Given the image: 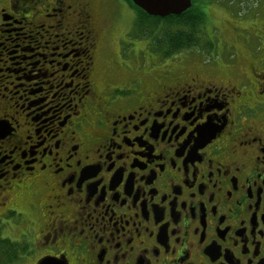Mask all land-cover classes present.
Returning a JSON list of instances; mask_svg holds the SVG:
<instances>
[{"label":"flooded vegetation","instance_id":"flooded-vegetation-1","mask_svg":"<svg viewBox=\"0 0 264 264\" xmlns=\"http://www.w3.org/2000/svg\"><path fill=\"white\" fill-rule=\"evenodd\" d=\"M94 1L0 0V264H264V30L99 84Z\"/></svg>","mask_w":264,"mask_h":264},{"label":"rangeland","instance_id":"rangeland-1","mask_svg":"<svg viewBox=\"0 0 264 264\" xmlns=\"http://www.w3.org/2000/svg\"><path fill=\"white\" fill-rule=\"evenodd\" d=\"M121 1L125 2L126 0ZM94 4L96 14L99 11L104 19H110V23H108V27L105 31L106 37L104 36L101 46L100 62H98L99 67L102 68V72L96 74V80L99 84L106 81V83L114 85V82L117 83V77L115 75L117 73L120 75L118 77H125L126 74L118 65L125 71L131 70L133 72L136 71L146 74L160 70L161 67L169 63L171 59H177L181 64L187 65L192 59L202 57L201 55L197 56L199 51H194L193 49L200 47L203 42L208 44L206 38L214 43L216 42L215 48L218 50L217 44L219 42L217 39L229 44V42L234 39L231 38V36L234 37L235 29H237L238 33H241L245 28L252 27L254 30L260 28L264 30V0H195V9H193L200 13L201 11L203 12V21L205 22L201 32L194 35L196 37L199 36V43L198 39L192 41L194 44L192 47L193 49L191 48L193 50L192 53H196L192 55L191 53H186L187 51H183L162 61L160 57H163L162 54L164 50H159L157 39L161 40L162 32H167V29H162V26L160 27V25L157 24H149V27L140 28L138 26H143L144 22H135L136 30L132 31L133 34L131 36H127L125 35L127 27L124 21L126 19L123 18L122 14L129 20L135 18L136 21L137 19L136 13H133L132 9H130L131 7L128 6L129 4L127 6L124 3L118 4L116 0H95ZM124 9L127 13H130L129 10L131 11L132 18L124 12ZM124 36L126 38L123 39ZM122 41L126 49L122 50L121 54H119ZM135 46L136 49H138L136 52L139 51L140 53L134 55L137 61L133 62L132 59H128V57L132 56V51H129V49ZM234 46L238 49L241 48L240 44L234 43ZM214 56L216 57V55L213 54L210 58ZM226 56L225 54V56L222 57Z\"/></svg>","mask_w":264,"mask_h":264},{"label":"trees","instance_id":"trees-1","mask_svg":"<svg viewBox=\"0 0 264 264\" xmlns=\"http://www.w3.org/2000/svg\"><path fill=\"white\" fill-rule=\"evenodd\" d=\"M126 1L136 13L137 19L135 22H144L143 26L138 27L146 28V26L149 27V24H157L160 25V27L162 26V29H167V32H162L161 38L159 37L161 40H158L156 38L157 43L159 44V50H164L162 54L163 58H169L172 55L178 54L179 52L191 50V48L194 46L192 41L195 39H198L199 43V37H196L194 35L201 32L205 22L203 21V12L201 11L200 13L194 10L195 0H191L192 6L181 15L168 16L165 18L149 17L134 5H132L130 0Z\"/></svg>","mask_w":264,"mask_h":264},{"label":"water","instance_id":"water-1","mask_svg":"<svg viewBox=\"0 0 264 264\" xmlns=\"http://www.w3.org/2000/svg\"><path fill=\"white\" fill-rule=\"evenodd\" d=\"M145 15L154 18L179 16L188 10L191 0H130Z\"/></svg>","mask_w":264,"mask_h":264}]
</instances>
